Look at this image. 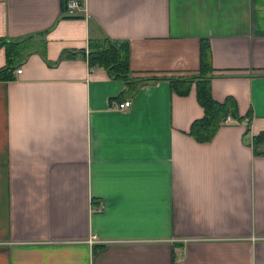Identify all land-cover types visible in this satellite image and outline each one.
<instances>
[{"label":"crops","instance_id":"0c3cea01","mask_svg":"<svg viewBox=\"0 0 264 264\" xmlns=\"http://www.w3.org/2000/svg\"><path fill=\"white\" fill-rule=\"evenodd\" d=\"M66 4L0 0V264H264V0ZM101 36L157 78L89 66Z\"/></svg>","mask_w":264,"mask_h":264},{"label":"trees","instance_id":"16d2710c","mask_svg":"<svg viewBox=\"0 0 264 264\" xmlns=\"http://www.w3.org/2000/svg\"><path fill=\"white\" fill-rule=\"evenodd\" d=\"M201 49L204 47L201 44ZM201 64H202V55ZM87 63L89 66L100 65L107 69L110 75L121 76L125 78L126 88L129 92L135 91L138 84L146 79H155L157 77H132L128 73L127 67V44L125 40H116L101 36L89 39L87 51ZM4 69V68H3ZM0 69V77L8 78L10 74L4 73ZM195 78L196 98L203 108L201 117L193 120L190 125L189 132L195 138L200 140H208L215 129L218 121L228 110L234 115V111L230 109V99L226 97L223 101L214 100L208 93L207 76L203 75L201 66H199L198 74L191 76ZM173 79L172 77H168ZM249 115V114H247ZM264 139V133L257 134L253 137V145H257L259 141Z\"/></svg>","mask_w":264,"mask_h":264},{"label":"built area","instance_id":"2783aa9c","mask_svg":"<svg viewBox=\"0 0 264 264\" xmlns=\"http://www.w3.org/2000/svg\"><path fill=\"white\" fill-rule=\"evenodd\" d=\"M79 4V0H67V10L68 12H70L71 10H73L75 7H77ZM16 72H19L20 71V67H17L15 69ZM129 105V100L128 99H123L119 102L116 103V108L118 109H122V108H125ZM229 119V116L227 115L224 120H228ZM90 240H93V241H97L98 239L95 237L94 234H92L89 238H88V241Z\"/></svg>","mask_w":264,"mask_h":264}]
</instances>
